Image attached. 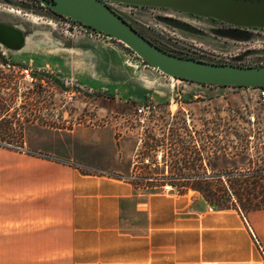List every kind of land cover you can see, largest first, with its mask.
Instances as JSON below:
<instances>
[{
	"label": "rangeland",
	"instance_id": "1",
	"mask_svg": "<svg viewBox=\"0 0 264 264\" xmlns=\"http://www.w3.org/2000/svg\"><path fill=\"white\" fill-rule=\"evenodd\" d=\"M7 1L0 0V22L17 25L26 43L19 51L0 45V151L5 157L54 158L81 171L121 167V177L136 188L157 191L188 181H171L174 177L231 178L210 170L207 162L227 163L213 158L221 148L227 161H237L242 134L249 139L247 154L264 156V98L257 88L172 78L143 64L112 37L91 40L79 25L29 11L41 12L44 7L38 2ZM112 7L174 53L217 63L264 65L263 29H253L247 41L231 42L208 32L217 26L212 19L169 9ZM163 16L207 35L157 20ZM140 103L152 106L143 123L133 111ZM234 115L250 124L231 128L229 118ZM243 221L259 232L255 238L261 245L264 210L246 213ZM259 253L264 262V249Z\"/></svg>",
	"mask_w": 264,
	"mask_h": 264
},
{
	"label": "crops",
	"instance_id": "2",
	"mask_svg": "<svg viewBox=\"0 0 264 264\" xmlns=\"http://www.w3.org/2000/svg\"><path fill=\"white\" fill-rule=\"evenodd\" d=\"M243 220L192 190L135 188L121 167L0 151V263L264 264V238Z\"/></svg>",
	"mask_w": 264,
	"mask_h": 264
},
{
	"label": "water",
	"instance_id": "3",
	"mask_svg": "<svg viewBox=\"0 0 264 264\" xmlns=\"http://www.w3.org/2000/svg\"><path fill=\"white\" fill-rule=\"evenodd\" d=\"M50 11L100 31L133 51L140 61L164 75L192 83L264 87V65L241 66L217 63L180 56L164 50L121 17L110 4L163 8L220 22V27L208 32L219 38L244 42L253 29L264 30V0H38ZM6 2H8L6 0ZM157 20L174 28L197 34L205 32L171 17ZM93 40V38H90ZM26 43V35L17 25L0 22V45L9 51H19Z\"/></svg>",
	"mask_w": 264,
	"mask_h": 264
},
{
	"label": "trees",
	"instance_id": "4",
	"mask_svg": "<svg viewBox=\"0 0 264 264\" xmlns=\"http://www.w3.org/2000/svg\"><path fill=\"white\" fill-rule=\"evenodd\" d=\"M149 40L152 41L151 39ZM152 42L162 47L160 44L154 41ZM176 54L182 55L179 53ZM229 121L232 123L231 128H242V124H250L247 119L239 115H234L229 118ZM253 123L258 124L259 121L255 120ZM238 141L239 153L237 155L239 157L237 161H227L225 159L227 153L224 148H221L220 155L216 156V153H214L215 156L213 158H219L221 162L225 160L227 163L217 165L213 161L207 162L210 170H215L217 173L231 174L233 175L231 178L190 177L186 179L188 181L182 184L169 183L170 187L176 188V192L178 193H183L188 190L195 191L210 207L215 209L232 208L243 216L249 212L264 210V156L255 155L252 157L247 154L249 139L245 135H239ZM234 172L235 174H232ZM178 179L179 177L170 178L171 181H179ZM134 187L136 188V186Z\"/></svg>",
	"mask_w": 264,
	"mask_h": 264
},
{
	"label": "built area",
	"instance_id": "5",
	"mask_svg": "<svg viewBox=\"0 0 264 264\" xmlns=\"http://www.w3.org/2000/svg\"><path fill=\"white\" fill-rule=\"evenodd\" d=\"M72 26H70V28H71ZM72 29H76V27H72ZM81 29H82V32L84 33V34H86V35H88V37H90V38H93V39H95V38H102L103 36H106V35H104V34H102V33H100V32H98V31H92V30H88L87 28H84V27H81ZM107 37V36H106ZM262 65V64H261ZM28 70H27V68H23L22 69V72L24 73V75L26 76V77H29V74H28V72H27ZM32 78H30L29 77V80H31ZM257 91H258V93H259V95L260 96H262L263 98H264V87H258L257 88ZM152 109V106H150L149 104H147V103H140V104H136L135 106H134V114L137 116V117H139V122L140 123H143V121H144V117H145V115L148 113V112H150V110ZM19 149H22V147L20 148V147H18Z\"/></svg>",
	"mask_w": 264,
	"mask_h": 264
},
{
	"label": "flooded vegetation",
	"instance_id": "6",
	"mask_svg": "<svg viewBox=\"0 0 264 264\" xmlns=\"http://www.w3.org/2000/svg\"><path fill=\"white\" fill-rule=\"evenodd\" d=\"M6 1V0H5ZM19 1H21V0H19ZM33 2H38L39 3V5H41V3L38 1V0H32ZM114 4H116V3H112V4H110V7L114 10V8L112 7V5H114ZM116 5H118V4H116ZM122 5V4H121ZM41 6H43V5H41ZM127 6H131V7H138V6H132V5H127ZM44 8H42V10H41V12H38L37 10H33V9H30V8H28L29 9V11H31V12H33V13H41L42 14V16H45V17H49V18H60V19H64V20H67V21H69L71 24H76V25H79L80 27H84V28H87L88 30L90 29V30H92V31H97V30H95V29H93V28H90V27H88V26H85V25H82V24H80V23H78V22H76V21H74V20H71V19H69V18H67V17H64V16H62V15H58V14H56V13H54V12H52V11H50L48 8H46L45 6H43ZM138 8H147V7H138ZM160 9H163V8H160ZM116 11V10H115ZM117 12V11H116ZM119 14V13H118ZM120 15V14H119ZM121 16V15H120ZM122 17V16H121ZM166 17H168V16H166ZM171 17V16H170ZM214 22H216V24H217V26L216 27H220L222 24L220 23V22H218V21H215V20H213ZM131 24V23H130ZM132 25V24H131ZM70 26H72V25H70ZM71 29H72V27H71ZM98 32H100V31H98ZM138 32H140V31H138ZM100 33H102V32H100ZM141 33V32H140ZM102 34H104V33H102ZM145 38H147L148 39V37H146L143 33H141ZM104 35H106V34H104ZM106 36H108V35H106ZM110 37V36H109ZM114 39V38H113ZM116 40V39H115ZM149 40V39H148ZM118 41V40H117ZM150 41V40H149ZM152 42V41H151ZM153 43V42H152ZM123 44V43H122ZM155 44V43H154ZM124 45V44H123ZM156 45V44H155ZM125 46V45H124ZM158 46V45H157ZM162 46V45H161ZM126 47V46H125ZM159 47V46H158ZM160 48H162V47H160ZM129 49V48H128ZM162 49H164V50H167V49H165V48H162ZM130 50V49H129ZM131 51V50H130ZM167 51H169V50H167ZM132 53H134L133 51H131ZM169 52H171V53H174V52H172V51H169ZM135 54V53H134ZM174 54H176V53H174ZM136 55V54H135ZM178 55V54H177ZM137 56V55H136ZM180 56H183V55H180ZM138 57V56H137ZM197 59V58H196ZM201 60H203V59H201ZM207 61V60H206ZM187 178L185 177H182V178H179L178 180L179 181H184V180H186Z\"/></svg>",
	"mask_w": 264,
	"mask_h": 264
},
{
	"label": "bare ground",
	"instance_id": "7",
	"mask_svg": "<svg viewBox=\"0 0 264 264\" xmlns=\"http://www.w3.org/2000/svg\"><path fill=\"white\" fill-rule=\"evenodd\" d=\"M10 8V7H9ZM8 9V8H7ZM11 9V8H10ZM50 21V20H49Z\"/></svg>",
	"mask_w": 264,
	"mask_h": 264
}]
</instances>
